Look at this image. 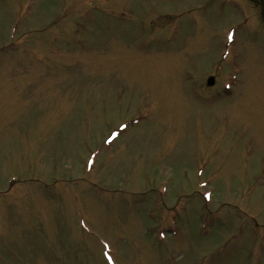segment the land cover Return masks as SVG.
Wrapping results in <instances>:
<instances>
[{
  "label": "rangeland",
  "instance_id": "obj_1",
  "mask_svg": "<svg viewBox=\"0 0 264 264\" xmlns=\"http://www.w3.org/2000/svg\"><path fill=\"white\" fill-rule=\"evenodd\" d=\"M0 264H264L257 4L0 0Z\"/></svg>",
  "mask_w": 264,
  "mask_h": 264
},
{
  "label": "water",
  "instance_id": "obj_2",
  "mask_svg": "<svg viewBox=\"0 0 264 264\" xmlns=\"http://www.w3.org/2000/svg\"><path fill=\"white\" fill-rule=\"evenodd\" d=\"M260 3H261V6H262V12H261V14H262V17L264 19V0H260ZM210 83H212V80H210Z\"/></svg>",
  "mask_w": 264,
  "mask_h": 264
}]
</instances>
